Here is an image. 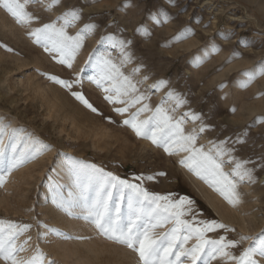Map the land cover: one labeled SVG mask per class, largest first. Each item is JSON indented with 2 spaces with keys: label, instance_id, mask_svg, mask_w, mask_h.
Instances as JSON below:
<instances>
[{
  "label": "rangeland",
  "instance_id": "1",
  "mask_svg": "<svg viewBox=\"0 0 264 264\" xmlns=\"http://www.w3.org/2000/svg\"><path fill=\"white\" fill-rule=\"evenodd\" d=\"M125 4L130 6L124 7ZM70 7H79L82 18L67 29L69 35H75L86 23L98 26L85 37L71 68L58 63L56 53L46 52L28 34L55 21ZM158 9L166 11L171 19L160 24L150 20L149 14ZM27 11L38 20L24 26L0 8V119L12 128H23L49 146L43 154L13 170L0 186V220L31 225L17 241L31 238L26 251L20 253L21 258L32 256L39 247L46 256L45 264H140L136 252L107 239L82 216H68L52 204L57 193L66 195L72 189L65 164L68 158L141 183L150 192L193 200L198 220H216L234 229L209 233L213 239L225 236L239 241L241 236L252 237L264 231V170L257 168L255 183L238 186L240 202L230 205L178 163L186 153L169 156L163 148L138 137L130 126L124 125L123 120L135 108L124 115L116 113L114 108L124 105L105 100L106 93L90 79L96 75L94 63L86 67L90 55L104 52L119 63V51L109 43L100 44L103 36L112 34L131 41L128 51L133 62L122 71L127 75L140 67L133 80L141 82L138 87L149 96L146 102L153 109L170 89H175L188 102L174 113L177 118L191 110L212 125L198 144L207 148L210 140L235 139L247 130V143L237 155L259 162L264 156V123L250 129L248 126L256 117H264V76L246 89L236 82L246 79L242 76L245 70L264 61V0H176L174 6L167 0H62L50 11L39 4H29ZM141 25L150 35L136 31ZM185 28L191 29L192 34L174 41ZM213 46L219 51H212ZM230 57L231 62H227ZM52 76L72 83L71 91L51 80ZM145 76L147 80L143 79ZM77 79L79 83H74ZM160 80L168 84L159 91L150 87ZM220 84L227 86L220 89ZM104 87L110 84L105 82ZM72 91L81 92L97 111L76 100ZM173 106L172 102L165 105L169 109ZM232 108L236 111L232 112ZM149 114H142L141 119ZM197 125L198 122L188 121L184 127L190 131ZM229 167L226 165L225 170ZM138 176L144 179L138 181ZM148 176L154 178L149 180ZM251 243L241 241L231 251L239 255Z\"/></svg>",
  "mask_w": 264,
  "mask_h": 264
},
{
  "label": "snow or ice",
  "instance_id": "2",
  "mask_svg": "<svg viewBox=\"0 0 264 264\" xmlns=\"http://www.w3.org/2000/svg\"><path fill=\"white\" fill-rule=\"evenodd\" d=\"M175 5L176 0H167ZM29 4H39L46 10L62 4V0H0V8L9 13L20 25H30L38 20L27 11ZM125 4L124 7H129ZM158 17H162L158 19ZM82 10L79 7H70L55 21L44 23L29 31L46 52L56 53L57 62L72 67V62L84 45L86 36L97 29V24L86 23L75 35H69L67 29L75 26L81 20ZM156 24L167 22L171 17L163 9L152 12L148 17ZM58 22H61L58 24ZM136 31L142 35H150L146 26H139ZM192 34L189 28L183 29L173 38L179 41ZM225 38H228L227 36ZM109 43L113 50H118L119 63L115 62L110 53L90 55L88 65H93L96 75L90 79L106 93L105 100L112 104L124 105L116 107L114 111L120 115L129 113L123 124L130 126L135 134L151 143L163 148L169 156L186 153L178 163L207 183L218 192L230 205L236 206L240 202L238 186L241 183H255L254 173L257 168L264 170V156L259 162L251 157L241 159L237 153L247 143V130L238 134L235 139L210 140L208 147L198 144L201 135L212 130V125L205 123L201 114L191 110L177 118L174 113L188 102L175 89H170L166 96L153 109L146 101L149 96L140 90L133 76L140 71V67L125 74L122 68L133 62V55L128 51L131 41L117 39L108 34L101 38L100 44ZM247 46V45H245ZM10 50V49H9ZM212 51H219L213 46ZM207 53H205V56ZM199 57L197 61L199 62ZM231 57L229 61L231 62ZM85 69H81L84 71ZM246 79L236 83L240 88H247L259 76H264V61H260L254 69L242 73ZM54 82L71 91L73 84L58 77H49ZM147 80L148 77L143 78ZM105 82L110 87H104ZM79 83V79L74 81ZM168 81L160 80L151 85L159 91ZM226 84H220V89ZM72 96L91 111L97 109L85 98L81 92L72 91ZM173 103L172 108L165 105ZM139 105V107H137ZM232 112L236 109L232 108ZM150 113L147 118L141 119L142 114ZM191 121L196 127L185 130V123ZM264 123V117H256L252 126ZM49 146L27 133L23 128H12L10 124L0 119V186L6 182V176L29 161L37 158ZM69 175L72 178V189L66 194L57 193L52 204L56 209L68 216H82L92 224L97 231L113 241L124 245L138 254L140 264H212L220 261L221 264H262L264 262V231L256 236H241L240 240H229L225 236L218 239L208 234L218 229L225 232L234 231L227 225L216 220H198L193 210L194 201L187 197L174 198L171 193L157 194L150 192L141 183H132L126 179L105 172L94 164H86L79 160L68 158L65 161ZM230 166L229 170L225 167ZM249 165H252L251 167ZM51 171H55L52 169ZM160 176L166 173H159ZM148 176L147 179H153ZM144 178L136 177L141 181ZM31 225H18L11 221L0 220V261L4 264H45L46 256L37 247L35 253L27 259L21 258L20 253L26 251L25 245L31 238L21 243L17 241L24 235ZM157 229H166L158 232ZM252 241L236 255L231 249H236L241 241ZM192 241L193 243H189ZM55 264V261H48Z\"/></svg>",
  "mask_w": 264,
  "mask_h": 264
},
{
  "label": "bare ground",
  "instance_id": "3",
  "mask_svg": "<svg viewBox=\"0 0 264 264\" xmlns=\"http://www.w3.org/2000/svg\"><path fill=\"white\" fill-rule=\"evenodd\" d=\"M198 55V54H197ZM200 55V54H199ZM197 59V58H196ZM44 224H45V218H43V222H42V225L44 226ZM41 229V228H40ZM63 246V245H62ZM62 246H61V248H62ZM66 247V246H65ZM74 250V249H73ZM68 251V250H67ZM74 254V253H73ZM77 254V253H76ZM63 255V254H62ZM79 256V255H78ZM64 257H65V255H64ZM82 258V257H81ZM83 259V258H82ZM86 259V258H85ZM86 263V262H85ZM90 263V262H89Z\"/></svg>",
  "mask_w": 264,
  "mask_h": 264
}]
</instances>
